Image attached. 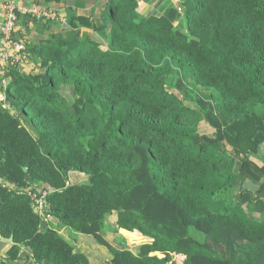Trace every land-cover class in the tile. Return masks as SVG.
<instances>
[{
    "label": "trees",
    "instance_id": "1",
    "mask_svg": "<svg viewBox=\"0 0 264 264\" xmlns=\"http://www.w3.org/2000/svg\"><path fill=\"white\" fill-rule=\"evenodd\" d=\"M50 1L68 35L0 82V264H90L78 235L114 213L146 242L108 264H264V0Z\"/></svg>",
    "mask_w": 264,
    "mask_h": 264
},
{
    "label": "crops",
    "instance_id": "2",
    "mask_svg": "<svg viewBox=\"0 0 264 264\" xmlns=\"http://www.w3.org/2000/svg\"><path fill=\"white\" fill-rule=\"evenodd\" d=\"M5 2L6 0H0V13L4 10ZM16 2H20L25 5L37 4L48 10L56 11L58 12V14H62L61 16H63L64 23L60 24L59 22L56 23L51 21L32 20L27 17H20L17 22L13 38L24 43L25 50L27 52L26 58L25 61L19 65L10 66L9 64H6L5 66H3V64H1L0 66L3 67V69H0L1 83L7 82L9 80V75L7 73L10 67L17 66L19 70H23L26 73H29L37 68V66L39 65V60L37 58L33 59L32 55L29 53L31 51L28 50H31V48L35 47L38 42L42 40L56 41L58 39L66 38V36L68 35L67 31L64 30L68 14V10L64 2L58 4L51 2L50 0H16ZM46 4L49 5L46 6ZM72 9L73 10L71 12L78 14L84 13V11H87L89 14L93 15L99 14V8L96 4L93 3V0H77ZM82 32L90 34L89 31L82 30ZM256 159L264 164L263 155L260 158L256 157ZM71 181L72 183H75L76 179L72 178ZM55 229L63 233L65 231V229L59 225H56ZM10 245V241L0 238V259H3L5 257V252Z\"/></svg>",
    "mask_w": 264,
    "mask_h": 264
},
{
    "label": "built area",
    "instance_id": "3",
    "mask_svg": "<svg viewBox=\"0 0 264 264\" xmlns=\"http://www.w3.org/2000/svg\"><path fill=\"white\" fill-rule=\"evenodd\" d=\"M20 17L64 23V19L62 20L56 11L47 10L37 4L25 5L16 2V0H8L4 10L0 13V65L9 64L13 66L22 64L25 61L24 43L13 38ZM0 69H3V67L0 66ZM3 98L4 96L0 92V100H3ZM21 192L30 199L34 212L43 216L45 209L48 207L46 192L33 187L21 189Z\"/></svg>",
    "mask_w": 264,
    "mask_h": 264
},
{
    "label": "rangeland",
    "instance_id": "4",
    "mask_svg": "<svg viewBox=\"0 0 264 264\" xmlns=\"http://www.w3.org/2000/svg\"><path fill=\"white\" fill-rule=\"evenodd\" d=\"M7 1L8 0H6L5 5L7 4ZM165 1L166 0H164L160 6H156V3L158 2V0H149L147 2H140L139 3L140 4L139 12H141L144 15L160 14L162 12L161 8H163V6H164V5L162 6V4L165 3ZM168 1H170V0H168ZM5 5H4V8H5ZM48 5L49 4H46V6H48ZM84 13L87 14L88 12L84 11ZM58 15L63 20V16H61L62 14L61 15L58 14ZM177 28H178V26H177ZM64 93H65V96L68 95V91L65 90ZM199 133L202 135L211 136L213 133V130L211 128H209V126L203 122L200 125ZM258 152H259V155L257 156L258 158H260L262 155L264 156V144H262L259 147ZM83 179H85V177H83V178L79 177L76 180V182L82 181ZM34 188L37 189L36 187H34ZM116 218H117V215L115 213L106 216V218L104 220L103 234H100V236H102V238L104 235L105 240H103L97 234H96L97 236L78 235L79 237H78V242L76 244L75 251H80V252L84 253L87 256L90 264H108L110 261H112L114 259V256L109 251L110 245L113 246L116 250L127 249V250L135 252V250H137L136 249L137 246H139L143 242H146V240L141 239L140 237H138L136 235H132V234L125 232L123 230H118V232H116L115 231V229H116ZM65 231L68 232L67 230H65ZM60 233H63V232H60ZM116 260H117V258H115V261ZM176 260H178V263H179V262H182L183 260H185V257H178L177 256Z\"/></svg>",
    "mask_w": 264,
    "mask_h": 264
}]
</instances>
